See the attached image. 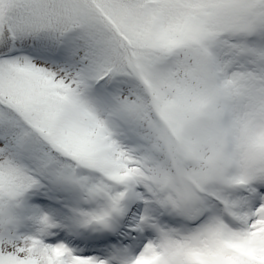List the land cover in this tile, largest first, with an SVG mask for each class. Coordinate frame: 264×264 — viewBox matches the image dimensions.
<instances>
[{"label": "snow or ice", "instance_id": "6c2138e0", "mask_svg": "<svg viewBox=\"0 0 264 264\" xmlns=\"http://www.w3.org/2000/svg\"><path fill=\"white\" fill-rule=\"evenodd\" d=\"M0 264H264V0H0Z\"/></svg>", "mask_w": 264, "mask_h": 264}]
</instances>
